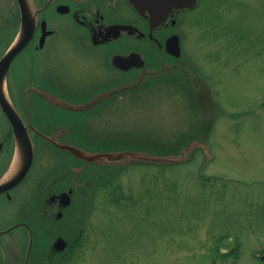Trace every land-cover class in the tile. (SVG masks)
Masks as SVG:
<instances>
[{
    "label": "rangeland",
    "instance_id": "1",
    "mask_svg": "<svg viewBox=\"0 0 264 264\" xmlns=\"http://www.w3.org/2000/svg\"><path fill=\"white\" fill-rule=\"evenodd\" d=\"M182 34L219 107L207 109L206 97L186 91L179 77L141 70L111 86L118 95L71 114L75 129L56 125L43 133L89 154L179 156L190 146L184 160L83 169L80 160L40 138L14 199L0 198V225L30 217L37 201L35 221L44 225L43 194L73 187L67 219L54 232L68 241L81 232L80 242L57 264H264V0H200ZM56 46L55 59L71 78L100 70L77 40L58 38ZM206 122H213L210 135ZM7 130L0 111V176L12 146L2 140ZM20 233L0 237L8 257ZM41 234L48 245L53 233Z\"/></svg>",
    "mask_w": 264,
    "mask_h": 264
},
{
    "label": "flooded vegetation",
    "instance_id": "2",
    "mask_svg": "<svg viewBox=\"0 0 264 264\" xmlns=\"http://www.w3.org/2000/svg\"><path fill=\"white\" fill-rule=\"evenodd\" d=\"M142 1L146 3L147 0ZM31 2L35 17L33 31L24 47L11 60L6 81L11 102L27 127L34 145L41 138L56 146L43 133V127L53 129L56 125H61L56 128L58 131H63L64 128L67 131L75 129L71 114L83 113L101 104L109 96L118 95V92L110 94L107 88L112 89L116 86H112L113 84L120 86L125 76L133 78L132 74L136 75L141 70L146 71L144 75L149 77L157 76L155 74L160 71L170 77L172 73L180 72L186 91L206 97L204 101L207 109L219 107L205 75L202 71H195L193 60L186 53L182 34L186 15L199 5L200 0H195L192 6L163 7L161 14L165 17L158 23H152L151 12L147 8L140 6L138 9L130 0ZM21 24L18 1L0 0V37L5 35L3 39L0 38V56L16 39ZM58 38L70 43L77 40L78 47L95 58V64L100 70L91 69L86 77L71 78L63 65L58 64L55 59ZM175 41L178 44V56L167 46V43L173 45ZM130 54L139 55L143 65L127 69L114 65L115 56L126 57ZM94 99L97 100L90 105V101ZM1 114L8 129L2 140L10 145L11 125L6 116L2 112ZM55 142L64 143L56 138ZM4 152L5 150L2 151ZM75 179L72 180V185L76 183ZM17 186L1 193L0 198L5 201L13 200V192ZM63 193H68V197L63 196ZM76 194L73 187L46 191L41 204V220L45 222L44 225L35 221L38 201L34 214L30 217L21 214L17 219L14 217L12 223L0 225V237L16 229L22 234L19 246L9 257L5 255L7 252L4 244L0 243V264H32L34 259L35 264H57L61 257L69 255L74 249L73 241L66 240L68 238L56 234L54 230H57L56 225L67 219V210ZM42 229L53 233L48 245L42 244ZM58 239L65 242L62 249L55 245Z\"/></svg>",
    "mask_w": 264,
    "mask_h": 264
},
{
    "label": "water",
    "instance_id": "3",
    "mask_svg": "<svg viewBox=\"0 0 264 264\" xmlns=\"http://www.w3.org/2000/svg\"><path fill=\"white\" fill-rule=\"evenodd\" d=\"M20 10H21V18L22 24L20 31L12 43V45L6 50V52L0 58V109L3 114L8 119L12 133L14 137V160H17V168L12 175L6 177L5 173L0 178V194L15 187L18 185L23 178L28 173L33 157H34V146L27 130V127L24 125L21 117L19 116L16 109L13 107L9 95L7 93L6 87V73L8 66L14 56L24 47V45L29 40L35 22V17L33 14V5L31 0H17ZM138 9L140 6L147 8L151 12L152 16V23H158L161 21L165 16L162 13L164 10L163 7H172V6H192L195 0H147L144 3L142 0H130ZM160 11V12H159ZM168 48L174 55L178 56V44L175 41V44L169 45L167 43ZM137 60H140L137 62ZM137 62V63H136ZM113 63L115 66L127 69L132 66H142L143 61L139 58L137 54H130L126 57L123 56H115L113 58ZM112 91L110 90L109 93L111 94ZM114 94V93H113ZM109 95V94H108ZM97 99L91 100L90 105L94 104ZM193 140V146L199 147V143ZM60 148H64L72 153L79 159H82L89 163H131V162H148V163H156V164H167V163H179L184 160L185 152L190 150V146H185L182 153L179 156H166V157H154L151 154H147L144 152H130V151H122V152H115V153H97V154H89L83 152L82 150L66 145V144H58ZM12 162V164H13ZM12 166V165H11ZM10 170V169H9ZM8 170V171H9ZM7 171V172H8ZM63 196L68 197V193H63ZM62 198V196L60 197ZM59 249H62L65 245V242L62 239H58L55 243Z\"/></svg>",
    "mask_w": 264,
    "mask_h": 264
},
{
    "label": "bare ground",
    "instance_id": "4",
    "mask_svg": "<svg viewBox=\"0 0 264 264\" xmlns=\"http://www.w3.org/2000/svg\"><path fill=\"white\" fill-rule=\"evenodd\" d=\"M17 168V160H14L10 170L7 172L6 177H8L9 175H12L14 173V171Z\"/></svg>",
    "mask_w": 264,
    "mask_h": 264
},
{
    "label": "trees",
    "instance_id": "5",
    "mask_svg": "<svg viewBox=\"0 0 264 264\" xmlns=\"http://www.w3.org/2000/svg\"><path fill=\"white\" fill-rule=\"evenodd\" d=\"M114 174H115V177H116V173L114 172ZM117 189H119V188H117ZM117 200V199H116ZM232 254H234V252L232 253ZM227 256H224V255H221V258L222 259H224V258H226Z\"/></svg>",
    "mask_w": 264,
    "mask_h": 264
}]
</instances>
